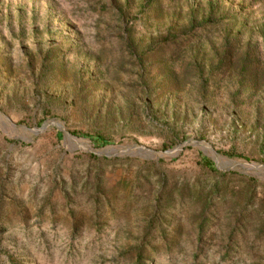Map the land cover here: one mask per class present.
<instances>
[{"label": "rangeland", "instance_id": "1", "mask_svg": "<svg viewBox=\"0 0 264 264\" xmlns=\"http://www.w3.org/2000/svg\"><path fill=\"white\" fill-rule=\"evenodd\" d=\"M0 264H264V0H0Z\"/></svg>", "mask_w": 264, "mask_h": 264}, {"label": "trees", "instance_id": "2", "mask_svg": "<svg viewBox=\"0 0 264 264\" xmlns=\"http://www.w3.org/2000/svg\"><path fill=\"white\" fill-rule=\"evenodd\" d=\"M74 134H77V135H81V136L87 137V138H89V139L95 141V143H96L97 145H99V146H103V147H104V146H107V145H109V144H111V143H113L111 140L105 138L103 135H101V134H99V133H96V134H89V133H86V134H84V133H81V132H77V131H75ZM201 164H202L204 167H206V168H208V169H210V170H212V171H216V166H215L214 161H213L210 157H208V156H205V155H202V154H201Z\"/></svg>", "mask_w": 264, "mask_h": 264}]
</instances>
